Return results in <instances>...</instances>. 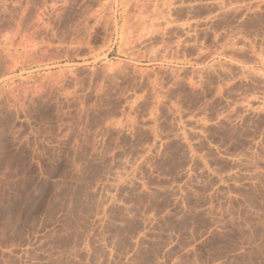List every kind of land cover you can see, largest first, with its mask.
Segmentation results:
<instances>
[{"label":"rangeland","instance_id":"rangeland-1","mask_svg":"<svg viewBox=\"0 0 264 264\" xmlns=\"http://www.w3.org/2000/svg\"><path fill=\"white\" fill-rule=\"evenodd\" d=\"M0 264H264V0H0Z\"/></svg>","mask_w":264,"mask_h":264},{"label":"bare ground","instance_id":"bare-ground-1","mask_svg":"<svg viewBox=\"0 0 264 264\" xmlns=\"http://www.w3.org/2000/svg\"><path fill=\"white\" fill-rule=\"evenodd\" d=\"M156 7H157V6H156ZM157 9H158V8H157ZM160 11H161V10H160ZM160 11H159V12H160Z\"/></svg>","mask_w":264,"mask_h":264}]
</instances>
